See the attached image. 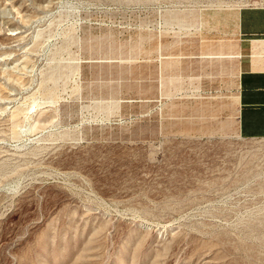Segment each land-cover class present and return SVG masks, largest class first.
<instances>
[{"label":"rangeland","instance_id":"obj_1","mask_svg":"<svg viewBox=\"0 0 264 264\" xmlns=\"http://www.w3.org/2000/svg\"><path fill=\"white\" fill-rule=\"evenodd\" d=\"M263 2L0 0V264H264L226 55Z\"/></svg>","mask_w":264,"mask_h":264},{"label":"crops","instance_id":"obj_2","mask_svg":"<svg viewBox=\"0 0 264 264\" xmlns=\"http://www.w3.org/2000/svg\"><path fill=\"white\" fill-rule=\"evenodd\" d=\"M235 18L226 55L239 62L237 130L241 138L264 139V2L240 9Z\"/></svg>","mask_w":264,"mask_h":264},{"label":"bare ground","instance_id":"obj_3","mask_svg":"<svg viewBox=\"0 0 264 264\" xmlns=\"http://www.w3.org/2000/svg\"><path fill=\"white\" fill-rule=\"evenodd\" d=\"M14 39V38H13ZM248 147L251 151H263L264 152V139L263 140H255L247 142ZM262 163H264V155L258 158Z\"/></svg>","mask_w":264,"mask_h":264}]
</instances>
